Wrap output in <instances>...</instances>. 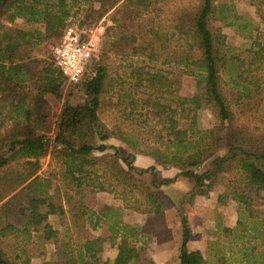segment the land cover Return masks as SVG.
Returning <instances> with one entry per match:
<instances>
[{
    "label": "trees",
    "instance_id": "1",
    "mask_svg": "<svg viewBox=\"0 0 264 264\" xmlns=\"http://www.w3.org/2000/svg\"><path fill=\"white\" fill-rule=\"evenodd\" d=\"M226 1L0 0V264H32L48 244L55 251L44 264H108L104 240L93 233L104 225L117 248L115 264H157L142 238L173 239L166 211L176 201L163 187L179 177L191 184L180 203L179 264H212L188 246L185 205L209 195L222 175L230 176L225 194L237 202L239 218L235 227L222 228L231 245L219 247L217 260L264 264V210L255 207L264 191V43H227L218 23L234 26L237 15ZM92 3L98 18L112 11V24L100 56L74 84L85 102L63 103L52 139L44 133L47 97L63 100L67 82L53 50L69 19ZM251 4L264 23V0ZM146 17L158 24L130 28ZM18 18L38 26L17 27ZM112 51L128 55L124 74L112 73L106 61ZM187 76L196 81L195 107L211 108L217 120L210 128L193 121L182 95ZM109 107L118 114L113 123L103 117ZM114 137L133 153L122 156L108 145ZM136 154L175 168L176 175L162 178L154 165L138 167ZM147 173L150 182L140 178ZM108 189L125 208L146 214L144 225L125 222L120 208L95 211L98 193Z\"/></svg>",
    "mask_w": 264,
    "mask_h": 264
},
{
    "label": "rangeland",
    "instance_id": "2",
    "mask_svg": "<svg viewBox=\"0 0 264 264\" xmlns=\"http://www.w3.org/2000/svg\"><path fill=\"white\" fill-rule=\"evenodd\" d=\"M226 2L232 4L237 15L236 25L234 26H225L223 23H218L227 35V43L236 48L248 46L252 40L256 38L264 43V23L258 16L256 8L251 4V0H227ZM97 11L98 5L96 3L83 5L79 9L78 14L75 17L70 18L68 22H75L84 30L92 31L91 34L94 33L95 35L100 36V49L97 52L98 57L103 51V35L107 26L112 24L110 17L112 11L102 18H98ZM13 24L24 29H33L38 26L27 23L21 18L15 19ZM157 24V19L146 17L143 22L139 23L135 21L129 23V26L131 29L136 30L140 26L151 27L156 26ZM128 59V55L123 54L122 51H112L106 58V61L110 64L113 74L116 72L124 74L125 69L123 66L125 60L127 61ZM196 91L195 79L189 76L185 77L182 95L185 97L187 105L193 108L194 123L200 128L207 129L216 124L217 120L211 108L207 106L202 108L195 107L193 97L194 94H196ZM47 98L50 103L49 121L44 133L53 139L56 122L63 103L68 101L73 105L82 104L85 102L86 96L81 89V85H74L66 82L64 86L63 100H59L53 95H48ZM261 116L264 118V104L262 106ZM103 117L106 121L113 123L118 118V114L114 112L112 107H109ZM107 144L110 146H116L122 156H127L130 153H133V150L118 138H111ZM108 152H114V149H109ZM95 154L100 155L101 153L95 152ZM138 155L145 154H136V157ZM136 157L134 159L135 165ZM41 162V171H46L49 167L50 156L42 159ZM138 162H140V160ZM175 172H177V170ZM140 178L150 182L152 180V174L147 173ZM229 178L230 176L228 175L220 176L216 180L214 188L209 195L197 196L192 203H187L185 205V211L192 229V237L188 246L190 249H201L212 264H220L217 260L219 247L223 246L226 247L224 249H227L231 245L229 238L222 233V228L228 225H230L228 227L231 228L235 227L239 218V206L237 202L225 194ZM190 187L191 184L189 180L183 177H179L176 182L163 187V190L176 201L175 205L166 211V220L173 231L174 237L172 240L163 242H158L155 237L142 238L143 242L146 241L149 252L157 264H179V254L182 243L181 217L183 213L182 205L180 203L183 201V197ZM98 196L94 208L95 211L109 207L120 208L122 210L121 216L125 222L132 225H144L147 219L146 214L125 208L123 201L116 198L115 193L111 189L98 193ZM255 207L264 210V191L260 201ZM49 220L55 228L62 231L58 216L51 215ZM93 233L104 240V260L108 264H115V251L117 252V248L111 245L109 240L111 233L108 226L104 225L98 227L93 230ZM233 247H235V244ZM234 249H236V247ZM54 251L55 245L48 244L46 255H35L32 264H44L51 258Z\"/></svg>",
    "mask_w": 264,
    "mask_h": 264
},
{
    "label": "built area",
    "instance_id": "3",
    "mask_svg": "<svg viewBox=\"0 0 264 264\" xmlns=\"http://www.w3.org/2000/svg\"><path fill=\"white\" fill-rule=\"evenodd\" d=\"M91 32L75 22H68L54 47V62L67 83H80L90 67L91 59L97 57L100 36Z\"/></svg>",
    "mask_w": 264,
    "mask_h": 264
},
{
    "label": "crops",
    "instance_id": "4",
    "mask_svg": "<svg viewBox=\"0 0 264 264\" xmlns=\"http://www.w3.org/2000/svg\"><path fill=\"white\" fill-rule=\"evenodd\" d=\"M136 158H137L136 159V165L138 167L146 168V167H150V166L154 165V166L157 167V171H159V175L162 178H171V177H174L176 175L175 168H165L162 165L158 164L156 162V160L153 157L149 156V155H138ZM139 160H140L141 163L138 162ZM228 226H230V225H228ZM116 255H117V252L115 251V257H116Z\"/></svg>",
    "mask_w": 264,
    "mask_h": 264
}]
</instances>
